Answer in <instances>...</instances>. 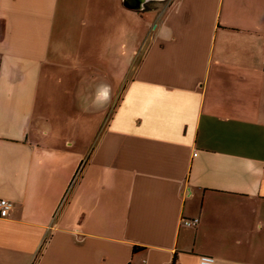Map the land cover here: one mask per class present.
<instances>
[{"label": "crops", "instance_id": "crops-1", "mask_svg": "<svg viewBox=\"0 0 264 264\" xmlns=\"http://www.w3.org/2000/svg\"><path fill=\"white\" fill-rule=\"evenodd\" d=\"M144 9L0 0V264H264V0Z\"/></svg>", "mask_w": 264, "mask_h": 264}, {"label": "built area", "instance_id": "built-area-1", "mask_svg": "<svg viewBox=\"0 0 264 264\" xmlns=\"http://www.w3.org/2000/svg\"><path fill=\"white\" fill-rule=\"evenodd\" d=\"M83 166H84V162H82L79 165V167L77 168V170L75 171L69 185L67 186V189L65 190V192H64V194L60 200V203H59L57 209L55 210L53 218L57 217L59 211L61 210V208L64 206L65 202L67 201L70 192L72 191L74 185L76 184V182H77V180L81 174ZM11 207H12L11 201H9L6 198H0V217H6L9 213V210L11 209ZM196 222H197V219H193V220L186 219V220H184V223L187 225L196 224ZM200 263L201 264H213L214 258L211 256H207V255L201 256L200 257Z\"/></svg>", "mask_w": 264, "mask_h": 264}, {"label": "rangeland", "instance_id": "rangeland-1", "mask_svg": "<svg viewBox=\"0 0 264 264\" xmlns=\"http://www.w3.org/2000/svg\"><path fill=\"white\" fill-rule=\"evenodd\" d=\"M170 0H150L145 4V9L144 10H149L152 11L156 14H159L162 8L169 3ZM156 11V12H155ZM138 23V20H137ZM137 37L139 34H141V27L137 26Z\"/></svg>", "mask_w": 264, "mask_h": 264}, {"label": "water", "instance_id": "water-1", "mask_svg": "<svg viewBox=\"0 0 264 264\" xmlns=\"http://www.w3.org/2000/svg\"><path fill=\"white\" fill-rule=\"evenodd\" d=\"M123 5L132 10H142L145 4L150 0H122Z\"/></svg>", "mask_w": 264, "mask_h": 264}, {"label": "clouds", "instance_id": "clouds-1", "mask_svg": "<svg viewBox=\"0 0 264 264\" xmlns=\"http://www.w3.org/2000/svg\"><path fill=\"white\" fill-rule=\"evenodd\" d=\"M105 95H107V93H105Z\"/></svg>", "mask_w": 264, "mask_h": 264}, {"label": "trees", "instance_id": "trees-1", "mask_svg": "<svg viewBox=\"0 0 264 264\" xmlns=\"http://www.w3.org/2000/svg\"><path fill=\"white\" fill-rule=\"evenodd\" d=\"M136 249V247L134 248V250Z\"/></svg>", "mask_w": 264, "mask_h": 264}]
</instances>
